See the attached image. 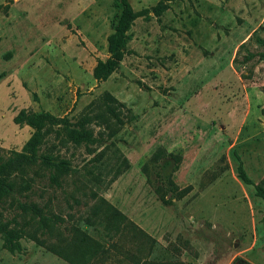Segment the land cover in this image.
I'll list each match as a JSON object with an SVG mask.
<instances>
[{"label":"rangeland","instance_id":"rangeland-1","mask_svg":"<svg viewBox=\"0 0 264 264\" xmlns=\"http://www.w3.org/2000/svg\"><path fill=\"white\" fill-rule=\"evenodd\" d=\"M129 1L139 11L159 0ZM167 3L133 21L118 68L97 81L92 69L121 13L113 0H0V158L32 133L13 121L20 109L89 117L96 137L74 145L51 132L39 153L67 160V173L53 180L39 158L22 174L30 189L12 194L0 219L46 244L85 231L102 245L87 264H264V200L238 176L242 165L254 183L264 178V0ZM107 93L124 104L121 122L106 111ZM159 147L182 156L178 181L173 173L190 187L182 197L167 191L170 168L150 161ZM99 197L125 218L93 216ZM21 203L38 205L47 230ZM20 244L9 251L0 237V264H70L28 235Z\"/></svg>","mask_w":264,"mask_h":264},{"label":"trees","instance_id":"trees-1","mask_svg":"<svg viewBox=\"0 0 264 264\" xmlns=\"http://www.w3.org/2000/svg\"><path fill=\"white\" fill-rule=\"evenodd\" d=\"M113 1L116 7L121 8V13L113 27V31L107 36L108 56L105 59H99L92 69V74L97 81L106 80L118 68L126 53L123 43L126 38V33L133 21L137 17L144 16L149 12L159 17L169 8L167 2L172 0H159L150 8H144L139 11L133 9L129 0ZM2 8L4 12H6L7 7L0 5V9ZM104 105L106 111L115 119V122H121L117 106L124 107V104L113 95L107 93L104 96ZM13 121L16 124H26L30 126L32 128V133L25 142L22 151L12 150L7 157L0 158V215L3 203L11 197L12 194L21 193L24 190L30 189V179H23L22 174L26 168L35 164L39 158H41V164H43L45 168L53 169L51 173V178L53 180L67 173L69 169V162L67 160L52 155L51 153H39L41 146L51 132L57 135L62 134V140L65 143L70 142L74 145L85 144L88 146L94 144L96 141L92 128L88 127L90 123L89 117H82L72 123L68 117L55 116L48 111L34 112L20 109L13 118ZM109 123H107L106 127L110 129L109 134L114 135L117 130ZM54 125L62 126V133L60 131L61 129H53ZM181 159L182 156L180 154L167 151L162 147L157 148L150 157V161L159 163L158 166L163 168V170L170 168V171L166 173L165 182L167 191L171 196L175 192L178 197H182L190 188L189 186L180 188L173 181V173L179 168ZM146 171L147 169L145 168V172ZM156 174L158 175V173ZM145 175L147 182L152 183L151 174L145 173ZM238 176L244 183L254 185L256 195L264 200V178L260 182L254 183L249 178L242 165L238 166ZM154 188L159 192L161 189L160 184L155 185ZM166 194L162 193L160 196L164 198L165 202H168L171 200V197L165 199ZM98 200L99 201L92 206L91 212L93 216H99V214H101L106 224H114L111 219L115 218V216L125 218L124 215L106 199L99 197ZM20 207L23 212H29L39 216L38 220L35 221L37 229L47 230L50 218L42 212L37 204L21 203ZM32 217L33 215L29 218L30 221L31 219L34 220V217ZM12 222L15 224L11 225ZM29 223L30 222H28V224ZM117 227L118 225L116 228ZM24 235H28L38 244L48 248L71 264H87L91 257H95L98 253L102 252L101 243L79 228H74L72 239L66 245H63L62 240L58 242L59 244H46V241L38 238L36 233H30L26 231L25 227L17 225L16 219L12 218L11 221L7 220L5 222L0 219V237L3 240V246L9 251L21 250L20 239Z\"/></svg>","mask_w":264,"mask_h":264},{"label":"crops","instance_id":"crops-1","mask_svg":"<svg viewBox=\"0 0 264 264\" xmlns=\"http://www.w3.org/2000/svg\"><path fill=\"white\" fill-rule=\"evenodd\" d=\"M140 17H143V16H140ZM137 18H139V17H137ZM137 18H136V19H137ZM136 19H135V20H136ZM135 20H134V21H135ZM192 55H193L192 53H190L189 56L185 55V57H184V58H185V62H184L185 65H188V63H191V61H192V62L195 61V58H193ZM197 60H198V59H197ZM189 65H192V64H189ZM220 66H221V65H220ZM215 68H216V67H215ZM190 96H191V95L186 96V97H185L186 99H184V100L189 99ZM163 101H164V100H163ZM165 101H166V100H165ZM164 114H165V112H164ZM165 128H166V127H165ZM165 130H166V129H165ZM172 133H174V132H172ZM175 133H177V132H175ZM239 134H240V133H239ZM171 139H172V138H171ZM172 140H173V139H172ZM168 150L171 151L172 149L170 148V149H168ZM183 165H184V164H181V166L179 167V169H177V171L174 172L175 181H178L177 177H178V175L180 174V172L182 171V167H183ZM127 168H128V167H127ZM122 174H123V173H122ZM118 175H121V174L119 173ZM118 175H117V176H118ZM117 176H116V177H117ZM116 177H115V178H116ZM116 179H117V178H116ZM116 179H115V180H116ZM115 180H114V181H115ZM104 199H106V198L104 197ZM106 200H107V199H106ZM107 201H108L110 204H112L109 200H107ZM112 205L115 206L114 204H112ZM115 208H116V207H115ZM118 210H119V209H118ZM119 211H120V210H119ZM120 212H121V211H120ZM121 213H122V212H121ZM122 214H123V213H122ZM70 264H71V263H70Z\"/></svg>","mask_w":264,"mask_h":264}]
</instances>
